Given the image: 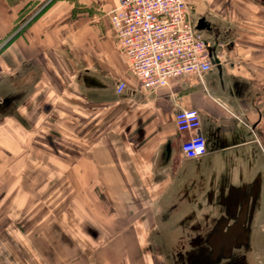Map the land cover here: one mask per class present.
Here are the masks:
<instances>
[{
	"label": "crops",
	"instance_id": "0c3cea01",
	"mask_svg": "<svg viewBox=\"0 0 264 264\" xmlns=\"http://www.w3.org/2000/svg\"><path fill=\"white\" fill-rule=\"evenodd\" d=\"M186 1L218 65L147 89L119 0H0V264H174L173 238L248 220L264 246V0Z\"/></svg>",
	"mask_w": 264,
	"mask_h": 264
},
{
	"label": "built area",
	"instance_id": "2783aa9c",
	"mask_svg": "<svg viewBox=\"0 0 264 264\" xmlns=\"http://www.w3.org/2000/svg\"><path fill=\"white\" fill-rule=\"evenodd\" d=\"M109 21L129 72L147 89L165 87L189 75L201 76L213 66L210 48L216 42L207 41L197 28L186 0H119ZM123 87L119 83L117 92ZM199 124L197 109L176 111V129L190 132L180 146L184 158L206 151Z\"/></svg>",
	"mask_w": 264,
	"mask_h": 264
},
{
	"label": "flooded vegetation",
	"instance_id": "af4514ba",
	"mask_svg": "<svg viewBox=\"0 0 264 264\" xmlns=\"http://www.w3.org/2000/svg\"><path fill=\"white\" fill-rule=\"evenodd\" d=\"M252 224V220L245 222L248 228ZM227 231L228 224L225 223L222 231L215 225L205 235L197 236L195 240L190 238V243H196V252L188 251L190 247H181L183 250L175 253L174 264H247L249 255L258 252V247L252 243L251 232H248L247 238L241 235L230 238ZM259 252L264 253V246Z\"/></svg>",
	"mask_w": 264,
	"mask_h": 264
},
{
	"label": "rangeland",
	"instance_id": "374dc122",
	"mask_svg": "<svg viewBox=\"0 0 264 264\" xmlns=\"http://www.w3.org/2000/svg\"><path fill=\"white\" fill-rule=\"evenodd\" d=\"M177 234V233H176ZM190 237L173 238L172 241V252L168 253V258L173 261L176 259L175 253L180 250L181 247H188V240ZM179 248V249H178ZM247 264H264V253L256 252L249 255Z\"/></svg>",
	"mask_w": 264,
	"mask_h": 264
},
{
	"label": "water",
	"instance_id": "95a60500",
	"mask_svg": "<svg viewBox=\"0 0 264 264\" xmlns=\"http://www.w3.org/2000/svg\"><path fill=\"white\" fill-rule=\"evenodd\" d=\"M201 23H202V20H198V24H197V28H200L201 27ZM213 63L214 64H217L218 63V60L215 59L213 60ZM218 65V64H217ZM244 221H235V222H232L229 226H228V236L230 238H233L234 236H239L241 235V237L243 238H247V235H248V232H249V228H248V225L247 227L244 228ZM184 248V247H183Z\"/></svg>",
	"mask_w": 264,
	"mask_h": 264
}]
</instances>
